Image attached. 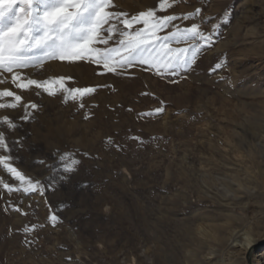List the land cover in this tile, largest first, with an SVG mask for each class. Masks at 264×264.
Instances as JSON below:
<instances>
[{
    "label": "rangeland",
    "instance_id": "1",
    "mask_svg": "<svg viewBox=\"0 0 264 264\" xmlns=\"http://www.w3.org/2000/svg\"><path fill=\"white\" fill-rule=\"evenodd\" d=\"M114 3L132 15L159 0ZM197 7L206 32L219 27L185 78L148 65L118 76L102 65L52 61L24 71L38 80L72 77L68 87L95 93L64 103L61 93L17 89L10 77L0 84L39 106L28 122L19 119L22 107L0 109L19 125L0 126L10 146L23 145L12 152L15 167L46 184L51 170L34 161L53 164L57 150L80 161L44 196L9 194L0 184V264H264V0H187L157 15ZM218 62L225 66L213 71ZM0 180L16 183L2 167ZM9 203L27 215L5 212ZM33 224L43 226L26 245L18 230ZM233 232L253 239L250 254L226 248Z\"/></svg>",
    "mask_w": 264,
    "mask_h": 264
},
{
    "label": "snow or ice",
    "instance_id": "2",
    "mask_svg": "<svg viewBox=\"0 0 264 264\" xmlns=\"http://www.w3.org/2000/svg\"><path fill=\"white\" fill-rule=\"evenodd\" d=\"M186 2L187 0H159L158 7L129 15L126 11L114 10L119 7L114 0H0V84H4L10 77L17 89L27 90L35 86L36 89H43L49 96L61 93L64 103L69 100L82 101L85 96L95 93V87H68L66 81L72 77L38 80L24 71L43 68L45 63L52 61L69 64L83 61L102 65L103 72L118 76L134 67L143 71L145 69L142 66L148 65L147 70L154 69L158 75L185 78L182 74L193 69L199 54L216 42L215 33L219 27L218 24H213L210 31L204 30V20L208 18H201L200 7L187 13L157 15L158 11H167ZM227 14L225 10V15ZM176 21L181 23H174ZM184 21L195 22L181 26ZM165 30H168L166 34L161 35ZM224 66L218 62L213 71ZM36 94L40 95L39 92ZM5 97L14 99L7 103L0 102V109L22 107L24 114L19 117L20 120L28 122L34 118L30 109H38L36 103L21 104L22 96L7 88L0 90V98ZM84 106L82 102L79 103L80 108ZM163 110L160 107L154 112L140 115L153 116ZM0 126H6L7 130L19 127L8 115L0 118ZM15 145L23 147L20 140L13 141L10 146L5 131L0 130V151L5 153L0 155V167L16 181L15 184H9L0 180L9 194L17 192L22 196H44L46 190L53 189L55 184L67 179V175L74 172L80 164L72 153L59 154V150L53 153V164L44 160L34 161L51 170L48 182L44 184L26 176L14 166L12 162L19 159L12 155L17 150ZM9 209L27 215L18 205L9 203L4 211L8 212ZM48 219L53 227L59 221L54 213ZM42 226L25 225L18 230L25 235L26 245L33 242L27 236Z\"/></svg>",
    "mask_w": 264,
    "mask_h": 264
},
{
    "label": "bare ground",
    "instance_id": "3",
    "mask_svg": "<svg viewBox=\"0 0 264 264\" xmlns=\"http://www.w3.org/2000/svg\"><path fill=\"white\" fill-rule=\"evenodd\" d=\"M229 244L226 248H232L233 246H238L242 248L247 254H250L253 250V239L249 238L245 233L238 234L237 232L231 233L229 237Z\"/></svg>",
    "mask_w": 264,
    "mask_h": 264
}]
</instances>
